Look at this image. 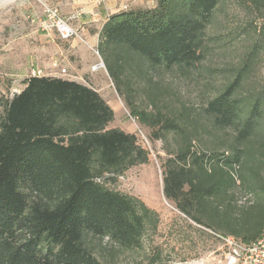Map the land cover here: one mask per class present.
I'll use <instances>...</instances> for the list:
<instances>
[{
    "label": "trees",
    "instance_id": "1",
    "mask_svg": "<svg viewBox=\"0 0 264 264\" xmlns=\"http://www.w3.org/2000/svg\"><path fill=\"white\" fill-rule=\"evenodd\" d=\"M98 47L131 115L155 139L175 137V150L168 151L174 155L164 163L166 197L215 237L246 244L260 237L264 82L251 77L264 61V0H157L120 10L103 23ZM216 51L233 59L209 66L223 80L204 117L187 104L158 108L156 101L173 88L166 74L187 79ZM135 80L144 82L155 109L135 105ZM114 116L96 89L58 76L31 75L5 101L0 264H105L95 238L134 246L157 228V211L105 184L150 155L135 133L108 127ZM203 130L214 139L209 150L195 142Z\"/></svg>",
    "mask_w": 264,
    "mask_h": 264
},
{
    "label": "rangeland",
    "instance_id": "2",
    "mask_svg": "<svg viewBox=\"0 0 264 264\" xmlns=\"http://www.w3.org/2000/svg\"><path fill=\"white\" fill-rule=\"evenodd\" d=\"M111 1L116 0H0V113L5 101L20 92L25 81L38 71L42 75L72 79L93 87L114 109V120L108 127L135 133L139 143L150 152L147 163L131 167L116 179H106L105 184L138 197L159 214L157 228L147 229L139 245L127 246L109 237L95 238L99 258L105 264H229L225 243L180 211L164 193V163L174 155L168 151L173 152L176 147L173 134L155 139L151 129L131 115L126 96L116 89L106 65L94 69L103 56L92 36L107 14L114 9L153 7L157 2L145 0L136 4L135 0H123L112 6ZM47 7L57 8L78 35L63 39L55 27L45 28ZM243 49L244 44H239L234 49L235 54ZM219 53L216 51L217 56L206 60L207 65L195 68L187 79L166 74L173 88L159 97L158 108L169 111L187 104L193 112L204 117L208 100L223 80L209 66L224 65L233 59ZM251 79L264 82V61ZM133 85L135 105L155 109L144 82L135 80ZM195 142L205 150L214 146L208 130H203Z\"/></svg>",
    "mask_w": 264,
    "mask_h": 264
},
{
    "label": "built area",
    "instance_id": "3",
    "mask_svg": "<svg viewBox=\"0 0 264 264\" xmlns=\"http://www.w3.org/2000/svg\"><path fill=\"white\" fill-rule=\"evenodd\" d=\"M47 20L44 21L45 28L55 27L63 39H69L78 35L76 29L68 22L65 17L59 14L57 8L47 7ZM99 54V51H97ZM105 63L102 59L94 69L104 67ZM32 75H42L41 71L33 73ZM225 245L227 246L226 258L229 264H264V232L252 243L246 244L241 242L234 236L219 235Z\"/></svg>",
    "mask_w": 264,
    "mask_h": 264
},
{
    "label": "crops",
    "instance_id": "4",
    "mask_svg": "<svg viewBox=\"0 0 264 264\" xmlns=\"http://www.w3.org/2000/svg\"><path fill=\"white\" fill-rule=\"evenodd\" d=\"M120 1H123V0H116L115 2H112V1H111V3L114 4V5H112V6H116L117 4H119ZM135 1H136V4H140L141 2H144L145 0H135ZM112 6H111V7H112ZM118 11H120V10H119V9H118V10H117V9L111 10L110 13H108L107 16L104 18L103 23L107 20V18H108L111 14H113V13H115V12H118ZM103 23H102L101 26L99 27L98 31H97L96 33L93 34V36L90 35V36L93 37V40H95L96 43L99 42L100 30H101V27H102Z\"/></svg>",
    "mask_w": 264,
    "mask_h": 264
}]
</instances>
